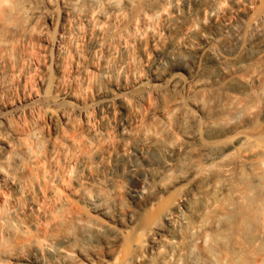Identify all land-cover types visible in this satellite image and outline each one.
<instances>
[{
	"label": "bare ground",
	"instance_id": "obj_1",
	"mask_svg": "<svg viewBox=\"0 0 264 264\" xmlns=\"http://www.w3.org/2000/svg\"><path fill=\"white\" fill-rule=\"evenodd\" d=\"M170 1L0 0V264H264V64L252 66L264 48L255 62L194 61L185 76L173 67L152 74L154 85L101 101L126 120L96 132L70 118L89 109L66 102L59 80L46 92L50 48L62 76V46L78 48L44 41L45 24L63 33L89 27L92 50L104 51L96 69L116 73L131 56L121 49L126 26H152ZM214 3L196 0V16L177 20L173 38L157 41L160 51L203 40L202 14ZM37 85L45 91L28 109H13L18 93ZM90 142L87 161L105 157L108 142L137 152L147 181L99 178L88 165L45 172L51 157L71 159Z\"/></svg>",
	"mask_w": 264,
	"mask_h": 264
},
{
	"label": "rangeland",
	"instance_id": "obj_2",
	"mask_svg": "<svg viewBox=\"0 0 264 264\" xmlns=\"http://www.w3.org/2000/svg\"><path fill=\"white\" fill-rule=\"evenodd\" d=\"M214 2L210 11L208 9L202 14V18H208L206 28L202 32V37L205 38L203 37L200 42L195 41L192 47L185 45L173 54H163L157 41L160 39L164 42L170 41L173 38L172 32L177 20L196 16V0H171L163 8L161 16L156 14L152 17V26L143 23L140 26L134 24L126 26L122 34L121 49L128 48L131 56L127 64L119 68L116 73H102L96 69V61L102 58L104 51L92 50L93 43L85 34L89 27H83L82 24L74 25L67 27L63 33L48 22L43 27L44 41L51 43L57 38H62L65 41L64 44L73 42L77 45L78 51L74 54L67 49V46H62L61 51L68 59L65 66L66 74L62 76L58 74L55 66V61L58 59L57 49L54 46L50 48L49 59L46 61L50 72L43 78L46 83L48 80L51 83L50 87H47V94L51 95L54 91V79L59 80L62 83L60 92L64 93L66 102L89 109L87 116L73 115L70 118L79 125L90 126L96 132L103 124H121L126 120V117L119 111L102 109L99 107L100 104L105 99L119 94H127V97H130L139 89L154 85L152 74L173 67L179 74L185 76L194 61L197 63L219 59L222 61L224 59L257 61L255 58L257 52L264 48V0H253L252 2L245 0L239 5H234L227 0H214ZM148 31L155 36V42L150 39ZM141 37L142 45L133 43V39H141ZM119 50L115 48L112 52L117 55ZM260 64H264V60L252 66ZM118 75H120L119 78ZM37 86L25 94L20 91L18 100L13 104V109H19L18 107L21 106L20 110H27L36 94L45 91L41 85ZM98 88L105 90L99 92ZM262 108L264 110V105ZM95 145L90 142L83 149H74L71 159L69 155L61 156L59 159L51 157L46 164L45 172L70 173L72 168L75 173H82L88 165L94 174H98L99 178L124 177L130 182L138 181L141 184L147 181V175L137 172L141 165V156L137 152L130 151L125 154L108 142L106 146L109 145V150L105 157L93 156L91 161H87L85 155ZM143 157L152 162L159 160L158 157L149 153ZM136 175L139 176L136 177ZM129 193L138 195V192L134 191H129Z\"/></svg>",
	"mask_w": 264,
	"mask_h": 264
}]
</instances>
